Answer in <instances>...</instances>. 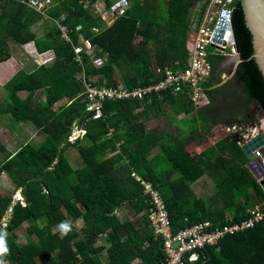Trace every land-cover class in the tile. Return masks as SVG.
<instances>
[{
    "label": "trees",
    "instance_id": "16d2710c",
    "mask_svg": "<svg viewBox=\"0 0 264 264\" xmlns=\"http://www.w3.org/2000/svg\"><path fill=\"white\" fill-rule=\"evenodd\" d=\"M112 1L60 0L50 9L51 19L65 15L63 24L70 29L71 40L66 43L58 29L37 37L31 27L43 17L20 0H0V63L10 58L14 42H34L38 53L54 54L51 62L31 72L21 69L4 85L8 96L0 104V113L17 123H31L45 134L38 147L26 143L0 164V176L5 174L15 190H21L24 201L22 205L12 194L0 195V234L8 249L2 257L5 264H133L137 259L142 264H164L163 242L151 227L150 205L142 185L132 177L134 172L160 192L175 233L206 220L224 224L227 216L232 222H242L250 210L264 206V192L247 168L250 157L235 136L222 138L199 155L187 148L193 142H206L212 124H229L240 110L231 92L212 84L214 76L201 84L210 102L204 107H195L186 95L165 90L145 100H106L103 118L87 120L84 86L75 75L83 72L87 80L97 76L101 79L98 86L122 83L133 89L163 80L166 69H185L192 9L203 0H128L125 16L106 27L90 8L97 3L109 7ZM232 8L245 103L256 101L264 111V78L253 62L241 1L233 0ZM80 36L101 50L98 55H106L102 67L95 68L86 55L81 64L74 61L72 44ZM222 58L211 57L214 69ZM117 73L120 82L115 79ZM38 90H44V101L36 99ZM21 91L28 92L24 99L18 96ZM64 99L66 105L54 110ZM154 112L185 116L172 121L175 132L149 130L145 123ZM76 123L85 128L78 141L70 143ZM77 144L82 163L75 169L66 151ZM208 170L220 173L214 201L202 199L193 189ZM123 206L143 215L144 225L122 222L117 212ZM69 220H82L81 232ZM24 223L29 230L26 243L20 244L15 230ZM61 223L70 225L67 234L62 235L59 228L54 231ZM119 227L124 228L126 240L116 232ZM107 233L111 246L106 249L105 263L101 256L105 248L95 243ZM201 254L195 264H264V222L253 230L226 236Z\"/></svg>",
    "mask_w": 264,
    "mask_h": 264
},
{
    "label": "built area",
    "instance_id": "2783aa9c",
    "mask_svg": "<svg viewBox=\"0 0 264 264\" xmlns=\"http://www.w3.org/2000/svg\"><path fill=\"white\" fill-rule=\"evenodd\" d=\"M20 2L42 16L52 9L50 0H20ZM232 4L233 0H203L193 6L192 10L194 11L190 20L187 41L188 66L176 71L166 69V77L161 81L130 89L122 83H118L115 87H107L98 86L91 78L85 79V76L83 81L76 78L84 86L86 113L89 114L87 120L95 121L103 118L102 108L106 100H145L149 96L165 90H170L174 95H186V98H189L195 107L200 108L208 105L209 100L201 84L211 80L214 76V67L210 59L217 55L225 56L228 46L235 47L233 43L227 41H223L221 44L215 42L218 23L223 11L233 12ZM128 7V0H113L109 7L103 3L92 5L91 12L99 16L105 26L109 27L115 20L125 16ZM59 20L56 21H59L57 29L61 39L66 43H71L70 29L63 24L64 18ZM80 28L78 26L76 30ZM92 30L98 31L94 28ZM72 50L74 61L79 64L82 62V55L89 56L95 68L102 67L105 62L106 55H98L101 50L94 47L90 39L82 36L77 44H72ZM213 130L215 134L220 135V140L232 135L238 137V144L243 147L264 131V128L255 125L247 127L244 131L238 124L231 126L216 124ZM253 156L254 159L259 158L262 161V166L256 168L261 176L264 172V153L258 149ZM132 177L142 185L143 195L150 205L149 220L155 234L162 239L166 255L164 264H195L201 259L203 249L218 245L226 236H235L253 230L264 222V206L257 205L248 212L249 218L245 221L232 222V218L227 216L224 224L206 220L175 233L172 229L169 211L160 192L152 183L143 180L135 172L132 173ZM256 182L260 186L261 182H264V176L260 180L256 179ZM260 188L264 192L261 186Z\"/></svg>",
    "mask_w": 264,
    "mask_h": 264
},
{
    "label": "rangeland",
    "instance_id": "374dc122",
    "mask_svg": "<svg viewBox=\"0 0 264 264\" xmlns=\"http://www.w3.org/2000/svg\"><path fill=\"white\" fill-rule=\"evenodd\" d=\"M51 8L58 6L60 0H50ZM166 1V0H164ZM157 2V1H155ZM88 3L85 2L84 6L87 7ZM157 4V3H156ZM91 9V8H90ZM50 10V9H49ZM64 14L61 15V19L64 18ZM45 19V23L38 27L36 31H38V35L45 34L50 31L54 32L57 28V23L60 21L53 20L49 17L48 13L45 14V16H42ZM15 45V43H13ZM17 47H14L11 50L12 56L15 57V61L18 60L23 61V67L27 71L30 70L27 61L25 60V57L22 58L19 52L17 51ZM152 49V48H151ZM152 52V51H151ZM225 56H223L221 62L219 65L214 69V78L212 80V84L216 85L217 87L221 88L222 90H226L227 93H230L233 98H237V105L240 107L239 112L233 115V118L229 121V124H224L226 126H231L233 124L240 125L244 131H246V128L251 126L252 124L258 125L260 128H264V111L261 108L260 104H258L256 101L252 102L251 104H246L247 95H246V89L245 85L243 83V77H241V74L238 69V65L240 63L239 55L236 54L235 47H229L225 51ZM39 64H44L51 60V55L49 53H42L38 54L36 57ZM33 63V62H32ZM19 64V63H18ZM29 65V64H28ZM37 66L35 63L31 64ZM10 66L9 64L1 65L0 69L3 70ZM2 73V72H1ZM2 77H0V104L7 98L8 92L4 89L3 84L5 80V76L2 73ZM83 72L77 73L75 75L76 78L83 81L84 78ZM86 79V78H85ZM100 78L95 76L91 78L92 81L97 85ZM115 79L120 82V75L117 73L115 74ZM18 96L20 98H24L26 96V93H18ZM36 99L42 101L44 100V91L38 90L35 92ZM208 99V97H207ZM209 100V99H208ZM236 100V99H235ZM67 100L64 99L62 101H59L57 104L54 105L53 109L57 112L61 110L66 105ZM210 103V102H209ZM138 112V111H137ZM238 115H243L244 117L239 118ZM185 115L181 114L180 116H175L173 113L169 112L167 116H160L157 115L155 112L152 114V118L145 123V126L147 129H156V130H163L167 129L169 131L175 132L174 129H176L172 121L174 120H181ZM239 120V121H238ZM216 124H212L211 126V133L207 137V141L204 143L199 142H193L190 143L187 148L193 155H199L202 153L205 149L208 147L215 145L216 142L220 140V135L215 134L214 127ZM85 125L83 123H76L73 125L72 129V136L69 138L70 143H74V139L78 138L81 135V131L84 130ZM77 131V132H76ZM76 132V133H75ZM243 135V133H242ZM45 138V134L41 131H39L34 125L31 123H17L11 118L9 115H4L0 113V146L4 148V150L0 149V164L4 161L6 157L13 154L16 150H18L21 146H23L26 143H29L33 145L34 147H38L42 141ZM236 140H238V137H236ZM77 140V139H76ZM78 141V140H77ZM75 142L78 143V142ZM80 144H77L76 148H68L66 151V156L68 157L70 164L73 168H79L81 166V158L79 156V146ZM157 152H153V155ZM110 157V155L108 156ZM250 161L254 159V156H249ZM220 179V173H212L208 170L207 175L204 176L201 180L196 182L193 185V189L195 193L201 197L204 200L207 201H214L215 195H216V182ZM21 190H15L14 184L7 178L5 174H2L0 176V195H13L14 201H17V199L20 200V203L24 205L23 198H19V194ZM216 202V201H215ZM66 205L62 206L61 210L65 212ZM218 207V206H217ZM219 208V207H218ZM9 215V214H8ZM7 215V217H8ZM117 215L119 219L124 221H130L134 223L137 227L141 225L144 222L142 215L135 214V210L128 206H123L118 212ZM5 220V219H4ZM3 220V221H4ZM74 226L78 228V230L81 232V228L84 226V223L82 220L73 221L69 220ZM31 224V223H30ZM41 225V223H38ZM59 228V225H57L54 228V231H57ZM26 230H29V226L27 223H24L23 226L20 228V230H15L17 235V242L20 244H25V236H26ZM119 237L126 240V233L123 227H119V229L116 230ZM63 235V234H62ZM32 238H36L34 235H32ZM96 246H103L105 249L102 253V260L107 263L108 261V255L106 252V249L111 246V237L109 233L102 235L97 241ZM133 264H142V261L137 259Z\"/></svg>",
    "mask_w": 264,
    "mask_h": 264
},
{
    "label": "water",
    "instance_id": "95a60500",
    "mask_svg": "<svg viewBox=\"0 0 264 264\" xmlns=\"http://www.w3.org/2000/svg\"><path fill=\"white\" fill-rule=\"evenodd\" d=\"M240 1L243 7L246 25L251 34L253 62L264 78V0ZM223 41L233 43L235 45V51L239 55L237 36L233 24V12L228 10L223 11L216 31L215 42L221 44ZM240 62H242L241 59ZM258 149L264 153V131L243 146V150L248 156H253ZM260 166H262V161L259 158L253 159L247 165V168H249L257 180H260L264 176V172L260 176L256 170ZM260 186L264 189V182H261Z\"/></svg>",
    "mask_w": 264,
    "mask_h": 264
},
{
    "label": "crops",
    "instance_id": "0c3cea01",
    "mask_svg": "<svg viewBox=\"0 0 264 264\" xmlns=\"http://www.w3.org/2000/svg\"><path fill=\"white\" fill-rule=\"evenodd\" d=\"M60 19V18H59ZM58 19V20H59ZM54 20V19H53ZM45 19H44V17L40 20V21H37L32 27H31V30L37 35V37H41V36H43L44 35V33L43 34H40V35H38L37 33H38V31H36L37 29H38V27L39 26H41L42 24H44L45 22ZM57 29V28H56ZM46 34V33H45ZM15 43V42H14ZM16 46H18L17 47V51L19 52V54L21 55V57L22 58H24L25 57V60L27 61L28 59H32V62L33 63H35L37 66H41V65H44V64H39L38 63V61L36 60L37 58V56H38V54H42V53H38L37 52V49H36V47H35V44H34V42H29V43H25V44H18V43H15V45L12 43V45H11V48H10V52H11V50L14 48V47H16ZM43 53H49L50 55H51V60L50 61H48V62H51L52 60H53V58H54V54H53V52L52 51H47V52H43ZM31 62V60H28V64H27V66H29V68H30V70L29 71H27L26 69H25V67H23V61L22 60H18L17 59V62L15 61V57L14 56H12V54L10 53V58L7 60V61H5V62H2V63H0V66L1 65H5V64H9L10 66H8L7 68H5V69H3V70H1L0 69V77H2L3 75H2V73L4 74V76L6 77L5 78V80H4V84H3V87H4V85L14 76V74L16 73V72H18L19 70H24V71H26V72H31L35 67H37V66H35V65H31V64H33ZM19 63V64H18ZM47 63V62H46ZM2 72V73H1ZM41 91H44V90H41ZM19 93H26V96H27V94H28V92L27 91H21V92H19ZM25 96V97H26ZM44 96H45V93H44ZM24 97V98H25ZM24 98H21V99H24ZM44 99H45V97H44ZM42 101H44V100H42ZM258 103V102H257ZM259 104V103H258ZM262 108V107H261ZM20 124V123H19ZM234 125V124H233ZM251 126H255L254 124H252ZM77 139V138H76ZM67 159H68V157H67ZM69 160V159H68ZM70 162V161H69ZM120 210V209H119ZM118 210V211H119ZM143 216V215H142ZM141 225H144V222L141 224ZM141 225H139V226H141Z\"/></svg>",
    "mask_w": 264,
    "mask_h": 264
},
{
    "label": "clouds",
    "instance_id": "9594fccd",
    "mask_svg": "<svg viewBox=\"0 0 264 264\" xmlns=\"http://www.w3.org/2000/svg\"><path fill=\"white\" fill-rule=\"evenodd\" d=\"M41 15V14H40ZM19 198L22 199L21 195L19 194ZM19 199H17L18 201ZM20 201V200H19ZM10 212V210L8 211V213ZM5 221V220H4ZM4 224V223H3ZM2 224V225H3ZM59 229L61 231L62 234H67L68 231H70V225L67 223H61L59 225ZM8 249L5 246V242H4V236L2 234H0V264H5V261L2 259V257L7 253Z\"/></svg>",
    "mask_w": 264,
    "mask_h": 264
},
{
    "label": "bare ground",
    "instance_id": "6f19581e",
    "mask_svg": "<svg viewBox=\"0 0 264 264\" xmlns=\"http://www.w3.org/2000/svg\"><path fill=\"white\" fill-rule=\"evenodd\" d=\"M236 54H237V53H236ZM76 132H77V131H76ZM76 132H75V133H76ZM79 137H80V136H79Z\"/></svg>",
    "mask_w": 264,
    "mask_h": 264
}]
</instances>
